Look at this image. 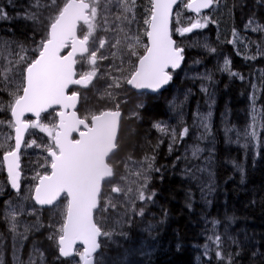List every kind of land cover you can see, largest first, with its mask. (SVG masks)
Returning <instances> with one entry per match:
<instances>
[{"label":"snow or ice","instance_id":"snow-or-ice-1","mask_svg":"<svg viewBox=\"0 0 264 264\" xmlns=\"http://www.w3.org/2000/svg\"><path fill=\"white\" fill-rule=\"evenodd\" d=\"M8 2L22 11L11 16L6 5L0 4V20L21 19L31 27L23 40L0 37V170H6L7 185L16 193L14 198L0 202V220L11 235L13 264H48L45 250L35 242L27 259H21L24 242L42 229H49L47 240L53 246L52 257L59 264H117L104 251L117 233L105 227L103 221L113 213L118 224L122 220L129 226L136 217L146 219L149 205L156 203L154 174L164 169L156 163L163 139L139 158L133 155L135 145L132 151L124 152L121 105L127 104L129 93L136 90V109L146 107L145 91L159 92L173 80L177 70H183L186 45L215 54V47L190 34L210 24L218 25L214 13L223 10L232 14L244 7L243 0ZM256 3L264 6V0ZM41 26L43 32L37 38ZM248 29L264 34V23L256 19L255 13L245 25ZM174 36L190 39L177 40ZM228 43L247 47L235 28ZM241 54L237 51V55ZM258 56H264L261 43L256 44L254 55L244 58L255 60ZM230 65L231 61L225 58L218 70L244 80L243 75L231 71ZM199 78L214 83L211 71ZM251 88L247 125L242 130L226 125L224 133L227 143H240L243 139L244 148L255 149L264 146V103L258 108L261 97L256 95L255 84ZM81 89L88 90L97 103L103 101L112 107L86 108L81 114V108H85L81 104ZM200 90L208 96L207 114L197 107L189 126L184 121L183 105L188 99L185 94L182 101L174 99L169 104V110L177 114L178 125L154 121L152 127L168 137L169 154L179 151V145L184 144L183 154L175 156L172 167L183 162V175L197 182L202 198L206 199L214 190V148L208 149L202 142L212 135L211 107L215 101L208 85L202 84ZM130 118L143 117L134 110ZM190 129L199 131V135L193 132V142L187 143ZM30 130L44 133L47 140L38 142L31 138L34 133L30 134ZM230 133H234V138ZM134 134L133 130L130 135ZM214 140L213 137V143ZM28 149H38L39 154L28 162L32 183L25 187L22 180L29 177L21 159ZM234 166L243 174L239 164ZM187 206H192L190 199ZM44 212L50 214L47 223L42 219ZM24 216L35 219L27 223L21 219ZM209 223L211 234L202 246L207 264H212L213 259L219 264H238L241 242L215 230L220 220ZM152 232L153 226L149 225L146 235L137 242L142 254L154 246ZM118 234L129 239L122 227ZM3 243L4 233L0 232V245ZM233 245L236 251L231 250ZM131 251L125 249V256Z\"/></svg>","mask_w":264,"mask_h":264},{"label":"trees","instance_id":"trees-1","mask_svg":"<svg viewBox=\"0 0 264 264\" xmlns=\"http://www.w3.org/2000/svg\"><path fill=\"white\" fill-rule=\"evenodd\" d=\"M15 2L26 3L27 0H15ZM231 2L232 0H229V3ZM0 4L6 5V10L11 16H16L17 12L22 11L21 8H13L8 0H0ZM243 4V8L234 10L232 14L218 10L214 13L219 22L218 25L210 24L208 28L190 35L199 38L201 42L206 41L211 47H215L217 52L213 54L200 47L186 45L183 70L174 73L173 80L166 90L177 102L183 100L185 94L188 95L185 108L188 114H186V123L189 126L197 107L202 113L209 111V100L200 90L201 85H208L210 91L214 92L215 102L212 104L210 121L212 135L204 140L213 142V137L215 138L212 145L214 190L211 195H208L206 199L202 198L197 182H190L182 175L183 162H177V166L172 167L175 156L180 155L184 144L179 145V151L169 154L168 137L152 127L154 121H164L171 126L178 125L174 112L169 110V104L173 100L169 101L166 95L164 97L146 96L143 98L146 107L136 109L138 103L136 95L130 92L129 102L121 105L123 113L121 129L125 153L132 151L135 145L133 155L139 158L144 152H150L151 146L159 139L164 141L159 146L156 161L157 165H163L164 169L162 173L154 174L152 187L156 190L157 197L152 208L157 210L159 219L161 207L158 202L160 201L162 207L169 209L170 218L168 221H158L157 215L149 211L156 222L155 228L159 229L160 234L157 232L159 239L167 237L174 245L172 250L167 254L164 253L162 264H207L208 258L203 255L202 246L206 236L211 234L209 221L213 219L221 221L215 229L218 233L241 242L238 264H264V258H261L264 254V146L255 149L244 148L240 144L243 139L237 144L227 143L224 133L226 125L234 130H242L247 125L252 84L257 86L256 95L261 97L257 101L258 108L261 103H264V56H258L255 60L244 58L245 55L256 53L257 43L264 45V40L261 39L264 34L253 33L250 29L245 30V25L252 13H255L259 22L264 23V6L258 5L256 0H243ZM182 15L191 16L190 13L183 12ZM233 28L244 39L247 47L244 44L237 43L234 46L228 43V40L232 39ZM9 29L13 31L10 32ZM30 31L31 27L26 26V22L21 19L0 21V37L3 38L14 37L23 40ZM42 32L41 26L37 38ZM174 38L181 40L178 36ZM182 39L187 41L190 37ZM237 51L242 54L237 55ZM225 58L231 61V71L243 75L244 80L231 76L227 71L218 70ZM194 61H200V63ZM183 71L187 72V76L180 79V73ZM207 71L212 72L214 83L199 78ZM85 97L91 101L85 103V108H81V114H84L82 111L86 107L91 109L112 107L111 104L105 105L103 101L97 103L95 97L89 95L88 90L82 92L81 104H84ZM134 110L139 111L143 118L131 119L130 116ZM133 130L135 134L130 135ZM193 130L195 129H190V134ZM194 132L199 133L196 130ZM230 135L233 134L230 133ZM149 141L151 144L148 143ZM234 164H239L243 168V174ZM160 175H163L162 180ZM171 198L176 202L172 203ZM189 199L191 208L187 206ZM207 200L211 203H207ZM108 219L115 220V217L111 215ZM106 220L103 221L104 226H110ZM177 246L179 251L175 250ZM225 246L227 248L228 244L226 243ZM231 250L236 251V247L233 245ZM52 264H59V262L55 263L53 259ZM212 264H219V262L213 259Z\"/></svg>","mask_w":264,"mask_h":264},{"label":"flooded vegetation","instance_id":"flooded-vegetation-1","mask_svg":"<svg viewBox=\"0 0 264 264\" xmlns=\"http://www.w3.org/2000/svg\"><path fill=\"white\" fill-rule=\"evenodd\" d=\"M164 95L168 97L169 101L173 100V95L170 96L169 93H167L166 91L158 95H155V96L164 97ZM146 96H150V95H144V97ZM27 138L28 137H26V139ZM29 160H33V159L22 157L21 163H22L23 168L25 166V161L29 162ZM22 185L24 186V179L22 180ZM0 189H2V191H0V202L10 199V198H14L16 196V193L13 192L10 189V186L7 185L5 170H0ZM158 203L161 207V210L159 212V216L161 218L159 217L158 219V212L155 208H152L153 205H149L148 212L146 214L147 218L145 219V227L142 226L143 223H141V220H143V217H136L130 226L127 225V227L123 229V231H125L126 233H129V239L125 240L123 238L120 240L123 241L124 245H128L127 249L132 250L127 256L124 255L122 246L120 247V249H118L120 250L119 252H117L116 250H111V248H114L115 241L117 240L116 237L117 235H119L118 232L120 229H117L115 227L110 229V230H113L117 234H114V236L111 239V242L108 241V246L104 249L106 256L113 258V259L119 256L124 261V263L121 261H117V264L119 263L135 264V262H139V264H162L164 253L167 254L170 250L174 248V245L173 243L170 242V240L167 237L159 239V237L157 236V232L159 233V229L155 228L156 222L153 219V217L150 215L149 211L151 210L157 215L158 221H162V220L168 221L170 218L169 209L162 207L160 204V201ZM165 212L167 213L166 216L164 215ZM49 215L50 214L47 212H44L42 214V219L45 221V223L48 222ZM21 219L24 222H31L35 218L32 216L31 217L24 216ZM106 222L107 224L110 223V226H111L114 222V219L112 220L107 219ZM149 225L153 226L152 235L155 236L154 246L151 247L150 249H146L145 252L142 254L140 251H138L139 244L137 242L146 235V229H148ZM136 226L138 227L136 228ZM156 229H158V231H156ZM48 231L49 229H42L34 234L29 235V239L24 242V247L21 250V259H25V260L27 259L28 252L30 251L33 242H35L40 248L45 250L48 264H52L53 257L51 254V250L53 246L51 242L47 240ZM0 232L4 233V243L0 245V264H13V256H12V251H11V235L7 232L6 225L3 223L2 220H0ZM175 250H177V248ZM54 262L56 263L58 261L54 260Z\"/></svg>","mask_w":264,"mask_h":264},{"label":"rangeland","instance_id":"rangeland-1","mask_svg":"<svg viewBox=\"0 0 264 264\" xmlns=\"http://www.w3.org/2000/svg\"><path fill=\"white\" fill-rule=\"evenodd\" d=\"M1 21V20H0ZM180 39H182L181 37H179ZM197 39V38H196ZM198 40L200 41V39L198 38ZM181 74V76H180V79H182L183 77H185V76H187V72L186 71H183L182 73H180ZM173 77H174V75H173ZM101 83H103V81H101ZM89 95H91V93H89ZM208 97V96H207ZM176 100V99H175ZM89 101H91V100H87V102H89ZM182 101V100H181ZM84 104H85V102H84ZM185 105H186V102L184 103V105H183V112H184V121L186 122V114H187V112H186V108H185ZM86 108H88V107H86ZM212 108V107H211ZM85 111V110H84ZM84 111H82L83 113H84ZM204 114H207V112H203ZM174 114H175V116H176V118H175V120H177V122H178V117H177V114L174 112ZM188 115V114H187ZM190 121H191V125H192V122H193V116H192V118L190 119ZM176 126V125H175ZM195 130H193V132H194ZM32 133H34V135H32L31 136V138H36L37 140H38V142H41V139H43V140H47V137H46V135L44 134V133H40V132H38V130H30V134H32ZM193 134V133H192ZM192 134H189V138H187V143H192L191 141H193V135ZM231 134H233L234 135V133H231ZM196 136H198L199 135V133H197V134H195ZM29 138V137H28ZM191 140V141H190ZM237 144V143H236ZM241 145H243L244 144V140H242L241 141V143H240ZM212 145H213V142L212 141H210V140H207V141H203L202 142V146H204V147H206V148H208V149H212ZM25 150L24 149H22V152H24ZM26 152H27V154H25V155H22V157H25V158H32L33 160H35V158H36V155L37 154H39V150L37 149V150H33V149H28V150H26ZM183 152H184V146L182 147V149H181V151H180V155L181 154H183ZM189 155H190V153H189ZM205 155H207V152H205ZM24 168H25V175L27 176V177H29V179H24V186L26 187L27 185H29L30 183H32L31 182V180H30V176L32 175V172H31V170H30V168H29V164H28V162L27 161H25V166H24ZM182 175H183V173H182ZM178 176V175H177ZM190 182H192V181H190ZM171 201H172V203H175L176 201L173 199V198H171ZM114 215V217H115V220H114V225L112 224L111 226H107V228L108 229H111V228H113V227H115V228H117V229H121V227L124 229L125 227H127V225H124L123 224V221L121 220V223H117L116 221H117V216H116V214L115 213H113ZM28 217H31V216H28ZM35 218V217H34ZM32 222V221H31ZM27 223H30V222H27ZM141 223H143V226L145 225V218H143V220H141ZM145 227V226H144ZM6 234V233H5ZM117 240L115 241V245H114V248H111V250H116L117 252H119L120 250H118V249H120V247L122 246V249H123V253H124V255H125V249H127V246L128 245H124L123 244V241L122 240H120V239H123V237L122 236H120V235H117ZM109 242H111V240H109ZM123 244V245H122ZM78 259V258H77ZM115 260L116 261H121V262H123L124 263V261L118 256V257H116L115 258ZM119 264H121V263H119Z\"/></svg>","mask_w":264,"mask_h":264},{"label":"water","instance_id":"water-1","mask_svg":"<svg viewBox=\"0 0 264 264\" xmlns=\"http://www.w3.org/2000/svg\"><path fill=\"white\" fill-rule=\"evenodd\" d=\"M174 11H175V10H174ZM205 11H207V10H205ZM190 14H191V16H194L193 13H190ZM197 31H198V30L194 31V33L197 32ZM194 33H193V34H194ZM190 35H192V34H190ZM177 71H179V70H177ZM177 71H176V72H177ZM169 85H170V83H169L168 85H166L164 88H162V89H161L159 92H157V93H152V92L146 90L145 93H144V95H150V96L158 95V94H160V93L166 91ZM81 91H87V90L81 89ZM131 92L134 93L135 95H137L136 90H132ZM79 106H80V105H78V107H79ZM121 121H122V120H121ZM74 135H75V134H74ZM26 137H27V136H26ZM5 175H6V170H5ZM13 192H14V191H13ZM37 207H39V206H37ZM77 247H80V245H77Z\"/></svg>","mask_w":264,"mask_h":264},{"label":"bare ground","instance_id":"bare-ground-1","mask_svg":"<svg viewBox=\"0 0 264 264\" xmlns=\"http://www.w3.org/2000/svg\"><path fill=\"white\" fill-rule=\"evenodd\" d=\"M196 108V107H195ZM143 226V225H142ZM145 226V225H144ZM137 228V227H136ZM160 234V233H159ZM160 238V237H159ZM161 242H162V240H161ZM159 244H160V242H159ZM191 247V246H190Z\"/></svg>","mask_w":264,"mask_h":264}]
</instances>
